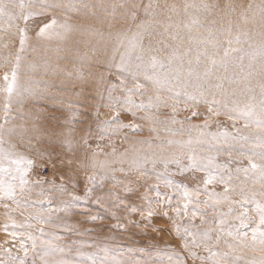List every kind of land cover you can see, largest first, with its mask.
Segmentation results:
<instances>
[{
	"label": "snow or ice",
	"instance_id": "obj_1",
	"mask_svg": "<svg viewBox=\"0 0 264 264\" xmlns=\"http://www.w3.org/2000/svg\"><path fill=\"white\" fill-rule=\"evenodd\" d=\"M157 6L152 0L146 4L132 3L134 11L128 14L131 26L114 30L108 17H115L117 9L125 7L124 3L59 0L41 5L35 0H0V38H10L3 45L4 50H8L12 37L19 36L14 62L11 53L0 59V68L4 69L0 75V94L4 96L5 113L0 123V207L5 210L7 221L3 230L11 237V244L19 247L16 253L12 247H4L0 251V264H133L124 259L131 254H138L135 264H187L188 259L193 264H264V0H249L239 5L225 0L222 7L201 0L198 8L207 15H192L186 20H173L169 16L167 22L155 21L152 10ZM189 7L196 6L185 5V11ZM47 11L59 12L65 19L52 17L42 22L36 36L63 42L72 33H79L81 39L75 42V49L63 50L71 52L72 59L66 62L73 67L60 66L62 49L56 48L57 55L46 58L42 67L45 75L62 74L61 84H41L32 79L22 82L20 70L22 62L27 60L24 54L29 50L28 22ZM72 14L91 17L102 27L74 26L68 22ZM156 23L162 28L163 38L153 44L148 41ZM32 51L35 53L37 49ZM159 52L165 54L161 56ZM26 66L29 76L41 67L31 62ZM105 73L114 74L116 81L107 80ZM65 81L93 85L95 96L91 98L97 100L95 128L91 124L82 129L76 127L87 123L78 119L84 114L75 109L81 106L59 97H81L84 89L69 92ZM25 98L66 104L70 119L57 126L64 131L36 127L39 116L32 121L33 135H26L29 130L23 125L19 129L8 127L10 122L15 123L11 116L14 103L22 109ZM180 104L185 106L184 110L204 106L205 123L202 126L191 123L193 118L200 117L198 110L192 111L187 120L177 119ZM100 107L112 113L109 119H99ZM162 108L171 109L169 119H159ZM221 115L231 122V130L218 124L217 131H210L213 118ZM125 118L132 122L125 123ZM137 121L148 122L157 140V124L188 123V128L165 129L171 137L187 134L188 138L154 145L151 140H131L129 135H123L120 142L128 147L119 154L113 142L107 145L111 148L108 153L97 144L88 159L73 158L81 151L88 156L93 139L113 141L125 131L131 136L138 135L143 129ZM252 129L257 135L245 134V130ZM77 131L81 133L78 138L74 136ZM14 139L35 153L44 165L53 160L54 153L48 149L60 147L62 151L57 155L71 154L66 160L69 172L91 169L93 175L87 177L91 187L83 197L72 194L69 185L73 189L77 185L74 177L66 173L58 177L59 184L56 180L45 181L52 185L50 189L46 190L39 181L33 184L29 174L35 160L18 151ZM137 145H147L150 151L145 152ZM220 155H226L229 160L234 155L246 157L248 166L233 170L227 161H218ZM73 164L77 169L71 167ZM157 165L163 171H158ZM117 172L124 179L118 178ZM197 172L204 173L203 187L190 188L172 178ZM133 174L136 179H132ZM153 177L155 184L151 183ZM109 179L113 181V189L104 193L101 189ZM215 185H221L223 191L209 190ZM162 186L170 191H161ZM140 189L146 191L141 193ZM46 192L69 196V200L59 201L56 208L53 197L46 196ZM201 195L205 199H200ZM87 204L97 205L107 215L94 214ZM78 207H83L79 215L87 217L86 222L112 219L116 222L112 230L121 232L152 228L163 233L164 229L153 227V217H163L183 242L187 259L171 246L116 247L108 243L115 237L69 244L64 242V236L43 227L63 228L78 236L90 235V230L73 229L53 216L56 212L71 214ZM16 214L22 219L18 221Z\"/></svg>",
	"mask_w": 264,
	"mask_h": 264
},
{
	"label": "rangeland",
	"instance_id": "obj_2",
	"mask_svg": "<svg viewBox=\"0 0 264 264\" xmlns=\"http://www.w3.org/2000/svg\"><path fill=\"white\" fill-rule=\"evenodd\" d=\"M246 0H231L233 4H241L242 2ZM36 3L44 5V4H52V3H59V0H35ZM89 3H97L99 0H87ZM208 3H219L221 7L225 3V0H207ZM249 0H247V3ZM258 2V0H257ZM104 3L106 5L109 4H117L124 3L125 7L120 9H117V13L115 17H108L109 20L113 21L114 24V30L120 29V28H126L131 26L130 25V17L129 13L134 11L132 9L131 4L132 3H148V0H104ZM152 3L155 5H158L155 7L152 11L154 14L155 21H164L167 22L168 17L171 16L173 20H186L189 16L192 15H207V13L203 12V10H200L198 8L199 4L201 3V0H152ZM185 5H195L196 7H189L187 8V11H185ZM11 9V6H9ZM98 15H100L99 11L97 12ZM52 17H55L59 21H63L65 19L64 15L59 12H51L47 11L44 12L42 15H38L34 20H31L28 22V28H29V43L28 48L29 50L24 54L27 57L26 61L22 62L21 70H20V76L22 82H27L29 79H32L34 81H37L41 84L43 83H50L55 85L61 84V78L62 74L57 77H52L50 75H45L44 69L42 67V64L46 58H53L57 55L55 53L54 49H52L51 46H55V41L52 39L51 41L39 39L36 36V33L39 31V28L43 26L42 22H46L50 20ZM140 17H143V11L141 9L140 11ZM128 21V23H125V21ZM68 22L73 24L74 26H79L81 24H93L95 27H102V25L99 22L94 21L91 17L84 18V15H76L72 14L68 17ZM20 27L23 28L24 24L23 22H20ZM134 30V29H133ZM13 32L16 31L15 27L12 29ZM162 28L158 23L153 25V28L151 29V35L149 37V41L153 44H155L157 41L161 40L163 37L161 35ZM9 37H3L0 38V59H2L4 56L8 55L9 53L13 56V62H14V56L19 48V36L16 35L15 37L11 38V43L9 44L8 50H4V43L8 41ZM81 39L79 36V33H72L69 38L66 41H63L65 43H68L67 50H74L76 47L75 42L77 40ZM58 43H63L61 41L56 40ZM146 42V43H148ZM171 43V41H169ZM81 50L83 49V46L81 45ZM162 47V45H161ZM35 48L37 51L34 53L32 49ZM58 47H55V49ZM45 49H48V51H45ZM61 49V48H60ZM63 59L59 61L61 67H66L71 69L73 67L72 63L66 62L70 61L72 59V55L70 51H61L59 53ZM35 63L37 65H41L37 69V71L29 76V69L27 68V63ZM52 62H55L54 60ZM4 69L0 68V75H2ZM105 78L110 81H116L115 75H108L107 73L104 74ZM65 83L68 86L69 92H79L83 88V95L81 97L76 96H69V95H62L59 97V99L68 101L71 100L74 104L80 105L78 109H75L84 115H81L78 117L79 120L86 121L87 123L84 124H77L78 129L86 128L89 124L93 128H95V111L97 107V100L92 99L91 97L95 96V90L93 85H81L78 82L74 81H65ZM153 94V93H150ZM139 99V97H137ZM47 105V107H45ZM178 107L181 109L176 113L177 119L179 120H187L191 116L192 111L198 110L201 115L199 118H193L191 121L192 124L195 125H203L205 123L204 121V114L206 113V108L204 106H200L198 109H192L184 110V105L180 104ZM58 108L63 109L62 111H52L51 109ZM4 109V96L0 94V123L3 122L5 113L3 111ZM69 109L67 108L66 104H54L51 101H45V100H39V99H32V98H25L23 102L22 109L17 107L14 103L13 110L11 113V116L15 118V123L10 122L8 127H15L17 129L20 128L21 125L25 126L29 131L26 133V135H33L34 133L31 131L34 127L32 121L39 116V124L35 125L36 127H40L43 129H50L53 127H56L57 131H64L63 127H57L62 126L65 122V120L70 119L69 116ZM100 117L99 119H109L112 115V113L105 107H100ZM139 115H144L143 113H140ZM171 109L170 108H162L160 109V120L169 119L171 117ZM21 116L27 117V119H20ZM52 117H58L59 119H52ZM132 121L128 118H125V123H131ZM137 123H140L142 127V131L135 136H131L127 131L121 134V136L115 137L113 141H100L98 139H93L91 141L92 148L88 151V156L85 155L83 151L76 153L75 157H73L75 160H86L90 157V153L93 150H96L97 144L100 145V150L104 153H108L111 151V148L108 147L110 143L116 144L117 154L122 152L125 148L128 147L127 143H121L120 141L123 139V135H129L131 140H151L153 144H159L160 142L164 141L166 142L169 139H184L186 140L188 138L187 134L183 136H176L171 137L169 136L165 129L166 128H172V129H181L188 128L190 125L188 123H185L183 125L180 124H157V132L159 134V140L156 138V134L150 132L151 125L146 121H137ZM222 126H228L231 130V122L223 115L219 117L213 118L211 121V127L210 131L215 132L217 131V125ZM80 132L77 131L74 133V136L77 138L80 136ZM245 134L250 136L257 135L256 131L254 129L252 130H245ZM195 136V134H193ZM14 143H17V150L25 153L26 155L30 156L35 160V165L33 166L32 171L29 174L30 181L35 184L36 182H40L44 184V188L50 189L52 187L49 183H44L45 181H52L56 180L57 184H59L58 177L61 174H68L72 175L74 177V181L77 185L74 189L71 188V185H69V188L72 192V194L76 196L83 197L85 195V191L87 188L91 187V185L87 181V177L90 175H93V172L91 169H77V165L73 164L71 167L73 169H77L74 172L68 171V166L66 164L67 157L71 154L67 155H57L61 153L60 147L55 148H49V151H52L54 153L52 162L48 163L47 165H44L41 163L40 160L36 159L35 153L29 152L26 147L20 144L18 140L13 141ZM98 142V143H97ZM137 148H143L145 152L150 151L147 147V145H137ZM157 149H152L151 151H156ZM259 150V149H255ZM174 151V150H173ZM100 159H103V156L99 157ZM64 162V166H61V162ZM218 161L220 163L228 162L230 164V167L234 170L236 167H246L248 166V160L246 157H242L239 155H234L231 160L226 155H220L218 157ZM56 165L54 167L53 165ZM116 167H119V165H116ZM124 167L127 168V164L124 165ZM149 168H151V165H149ZM158 171H163V168L161 165H157ZM171 170L175 172V166H171ZM117 177L120 179H124V177L117 172ZM203 175V176H202ZM195 177V178H194ZM202 177H204V173L197 172V173H185L184 175H173L172 178L176 181H183L185 184H187L190 188H196V187H203L202 184ZM132 179H136V176L133 174ZM182 179V180H181ZM191 179V180H190ZM198 180V181H196ZM201 180V181H200ZM195 181V182H194ZM194 182V183H193ZM200 182V183H198ZM152 184L156 183L155 177H153ZM113 189V181L109 179L105 182L103 188L101 189L102 192L106 193L109 190ZM209 190H214L217 192H222L223 187L221 185H215L210 186ZM40 189L37 188L36 192H39ZM116 191H120L119 188L116 189ZM146 189H140V192H144ZM161 191H170V189H165L163 186L161 187ZM99 194V193H97ZM51 195L55 201L54 207H59V201L69 200V196H59L55 193L46 192V196ZM35 198V197H34ZM136 203H140L139 200H136L135 197H133ZM200 199H205L203 195H201ZM47 202V200H45ZM182 203V202H181ZM86 207L91 208L93 210V213H100L102 215H107L101 211V209L94 204H87ZM224 210H227V207H224ZM83 211V207H78L74 210H72L71 214L65 215L61 212H56L53 214L54 218L59 217L58 222H63L72 225L73 229H79L81 231H91L90 235H75L73 231L65 230L63 228L58 227H51V226H43L46 228L47 231H54L58 234L65 237V243H72L73 241H92V240H105L109 237H115L114 240H108V243L112 244L116 247H123V248H152L153 245L159 246V247H165V246H171L176 249V251L185 256L187 259V253L183 249V242L179 240L175 234L171 230V225L169 222L166 221L163 217H153V227L156 229H164V232L161 233L159 231H153L152 228H132L129 232H121V231H114L112 230L115 225V221L112 219H103L96 222H86L88 220L87 217L79 215V213ZM5 210L0 207V251L4 247H12V250L14 253H16L17 248L19 247L18 244L12 245L11 244V237L6 235L3 226L7 222L4 215ZM169 215H173L172 212H169ZM17 220H21L22 217L19 216V214H16ZM196 223H199V220H196ZM135 233V235H133ZM86 251H92L93 249H85ZM22 255V253H19ZM74 254V253H73ZM31 256V253H29ZM125 260L132 261L133 264H135L136 259H138V254H131L126 255L124 257ZM39 264V262H38ZM187 264H193V262L188 259Z\"/></svg>",
	"mask_w": 264,
	"mask_h": 264
},
{
	"label": "bare ground",
	"instance_id": "obj_3",
	"mask_svg": "<svg viewBox=\"0 0 264 264\" xmlns=\"http://www.w3.org/2000/svg\"><path fill=\"white\" fill-rule=\"evenodd\" d=\"M243 4H247V0L245 1V3H244V1L242 2ZM241 3V4H242ZM54 41H55V46H51L52 47V49H55V47H58V48H61L62 50H65V49H67V47H68V43H65V42H63V43H59L58 45H57V41H56V39H53ZM163 47V46H162ZM165 52H166V50H165ZM165 52H159L158 54L159 55H161V56H163L164 54H165ZM193 121V120H192ZM229 126V125H228ZM98 143V142H97ZM203 176V175H202ZM195 178V177H194ZM182 180V179H181ZM191 180V179H190ZM196 181H198V180H196ZM201 181V180H200ZM195 182V181H194ZM193 182V183H194ZM198 183H200V182H198Z\"/></svg>",
	"mask_w": 264,
	"mask_h": 264
}]
</instances>
